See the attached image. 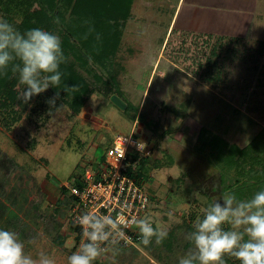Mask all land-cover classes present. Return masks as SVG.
Here are the masks:
<instances>
[{"label":"rangeland","instance_id":"obj_1","mask_svg":"<svg viewBox=\"0 0 264 264\" xmlns=\"http://www.w3.org/2000/svg\"><path fill=\"white\" fill-rule=\"evenodd\" d=\"M151 1L134 0L115 57L125 66L119 85L110 86L92 60L76 64L93 89L79 113L60 98L51 105V87L22 108L1 106L0 99V229L17 232L34 258L45 252L56 264H67L78 250L67 184L83 176L117 134L135 130L150 142L145 181L153 201L147 215L168 237L161 245L153 240L111 248L95 264H179L188 253L194 222L225 192L210 153L195 149L202 127L242 149H264V0L240 39L176 30L164 45L166 12L177 0ZM64 8V20L78 16ZM30 12L42 15V7L35 3ZM23 13L0 4V18L13 17L16 28ZM66 21L54 31L60 38L69 30ZM15 91L19 99L22 87ZM114 94L125 108L112 100ZM151 120L160 124L157 130L149 127ZM248 186L240 199L253 196ZM226 264H234L232 258Z\"/></svg>","mask_w":264,"mask_h":264},{"label":"clouds","instance_id":"obj_2","mask_svg":"<svg viewBox=\"0 0 264 264\" xmlns=\"http://www.w3.org/2000/svg\"><path fill=\"white\" fill-rule=\"evenodd\" d=\"M59 24V18L54 19ZM67 62L58 34L33 27L21 32L12 23L0 18V76L9 71L22 87L19 99L28 103L34 96L50 86L62 82L61 65ZM64 90L75 91L77 87ZM48 102L55 105V99ZM62 107V106H61ZM139 150L145 144H137ZM168 216L172 219V213ZM82 229L84 241L77 251L67 257V264H95L108 251L126 238L124 228L128 223L120 217L86 211L75 219ZM132 224L139 231L140 244L149 246L153 240L161 245L168 237L164 228L154 227L151 216L133 218ZM186 240L191 248L179 259V264H226L225 257L234 258L239 264H264V189L249 199L238 198L235 192H224L222 198L204 209ZM0 264H56L53 257L41 252L33 257L25 252L19 234L0 229Z\"/></svg>","mask_w":264,"mask_h":264},{"label":"trees","instance_id":"obj_3","mask_svg":"<svg viewBox=\"0 0 264 264\" xmlns=\"http://www.w3.org/2000/svg\"><path fill=\"white\" fill-rule=\"evenodd\" d=\"M35 3L42 7V15L37 17L32 16L30 12ZM133 3L134 0H0V4L6 10L10 7L11 10L16 8L23 10V18L21 22L17 23V29L21 32L33 27L50 32H56L57 29L63 28L62 23L66 21L64 20V7L69 8L73 15H78L72 21H66L69 30L66 32L60 30L61 32H59L67 62L61 65L63 73L61 85L57 88L50 86L49 90L51 96L57 97L58 93V98L67 104L73 113L81 111L93 92L88 80L76 70V64L87 66L92 60L107 74L109 80L106 82L110 86L120 84L119 75L125 70V66L115 57L117 50L121 49L124 43L123 33L127 21L132 16ZM6 17L9 22L14 20L13 17ZM56 17L59 18V24L54 23ZM73 22L74 24H71ZM76 22L77 24H75ZM240 38L238 37V39ZM76 39L82 42L81 49ZM17 83V77L13 76L10 71L7 76H0L1 106L22 108L24 103L18 99L15 91ZM64 85L68 88H77L75 91L66 92L63 88ZM128 107H130L129 103ZM136 111L138 113V109ZM20 114L21 112H16L15 118L17 119ZM140 117L143 118L141 113L139 119ZM147 123L152 130H157L160 127L158 122L152 120ZM262 134H264L263 131L260 135L263 136ZM138 135H140L139 132ZM205 145L210 151H205ZM195 149L210 153L215 165L220 169L223 191L235 192L240 198L244 192V186L248 182V188L254 189L253 195L258 190L264 189V149H242L237 145L228 144L218 134L211 133V130L206 127L201 128ZM251 152H254V155H251ZM150 156H145L141 160L139 168L133 172L139 179L145 180V162ZM103 159L104 153L102 152L100 160ZM234 169L236 173L233 172ZM241 180L243 181L241 182ZM65 189L62 187V191ZM71 197L73 199L72 195ZM3 207L4 203L0 200L1 212ZM71 226L76 232V240H78L81 236L80 227L73 222H71ZM225 258L229 259V257ZM232 262L239 264V261L234 258H232Z\"/></svg>","mask_w":264,"mask_h":264},{"label":"built area","instance_id":"obj_4","mask_svg":"<svg viewBox=\"0 0 264 264\" xmlns=\"http://www.w3.org/2000/svg\"><path fill=\"white\" fill-rule=\"evenodd\" d=\"M139 142L145 144L142 151L137 147ZM151 152L149 140L138 135L137 131L117 134L106 148L104 159L87 169L79 180L73 179L67 184L73 196L70 215L75 225L76 217L89 210L120 217L128 223V227L123 229L126 238L110 246L108 251L114 247L137 246L140 243L139 231L131 221L149 213L153 195L146 181L139 179L133 172ZM80 234L76 240L78 244L84 241L81 228Z\"/></svg>","mask_w":264,"mask_h":264},{"label":"crops","instance_id":"obj_5","mask_svg":"<svg viewBox=\"0 0 264 264\" xmlns=\"http://www.w3.org/2000/svg\"><path fill=\"white\" fill-rule=\"evenodd\" d=\"M153 1L156 3V0ZM260 6L262 7L261 0H177L171 10L166 12L169 23L163 45L170 32L172 31L171 36L176 30L207 36L242 37L246 26H251L252 29V20L261 13ZM99 161L100 153L92 166H96Z\"/></svg>","mask_w":264,"mask_h":264},{"label":"water","instance_id":"obj_6","mask_svg":"<svg viewBox=\"0 0 264 264\" xmlns=\"http://www.w3.org/2000/svg\"><path fill=\"white\" fill-rule=\"evenodd\" d=\"M112 100L121 108L126 107V102L117 94L112 95Z\"/></svg>","mask_w":264,"mask_h":264}]
</instances>
